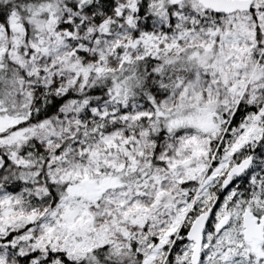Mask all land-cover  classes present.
I'll use <instances>...</instances> for the list:
<instances>
[{"label":"snow or ice","instance_id":"1","mask_svg":"<svg viewBox=\"0 0 264 264\" xmlns=\"http://www.w3.org/2000/svg\"><path fill=\"white\" fill-rule=\"evenodd\" d=\"M0 264H264V0H0Z\"/></svg>","mask_w":264,"mask_h":264}]
</instances>
